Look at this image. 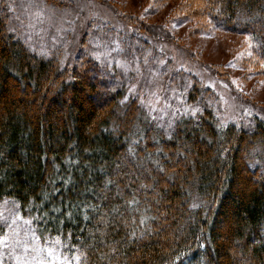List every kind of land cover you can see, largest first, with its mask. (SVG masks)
I'll use <instances>...</instances> for the list:
<instances>
[{
  "label": "trees",
  "instance_id": "obj_1",
  "mask_svg": "<svg viewBox=\"0 0 264 264\" xmlns=\"http://www.w3.org/2000/svg\"><path fill=\"white\" fill-rule=\"evenodd\" d=\"M181 6L203 30L247 36L264 74V0ZM7 9L0 204H17L39 239L76 247L81 264H264L262 119L222 123L196 81L187 101L199 111L159 124L127 97L131 75L93 55L88 39L67 71L58 53L41 57L14 37ZM126 51L135 61L130 52L146 49Z\"/></svg>",
  "mask_w": 264,
  "mask_h": 264
},
{
  "label": "rangeland",
  "instance_id": "obj_2",
  "mask_svg": "<svg viewBox=\"0 0 264 264\" xmlns=\"http://www.w3.org/2000/svg\"><path fill=\"white\" fill-rule=\"evenodd\" d=\"M182 2L0 0V11L8 3V30L14 37L41 57L58 53L67 71L77 65L82 41L88 39L93 55L131 75L127 97L159 124L199 111L187 101L196 81L219 103L222 123L264 121V74L248 60L253 56L248 37L203 30L199 20L178 13ZM125 40L146 51H131L135 61L126 59ZM26 222L17 204H0V264H81L76 247L57 237L41 240Z\"/></svg>",
  "mask_w": 264,
  "mask_h": 264
},
{
  "label": "snow or ice",
  "instance_id": "obj_3",
  "mask_svg": "<svg viewBox=\"0 0 264 264\" xmlns=\"http://www.w3.org/2000/svg\"><path fill=\"white\" fill-rule=\"evenodd\" d=\"M26 223H30V222H26ZM30 231V230H29ZM34 235V234H33ZM2 242V241H0ZM25 247V250H27V243L25 242V244L23 245Z\"/></svg>",
  "mask_w": 264,
  "mask_h": 264
}]
</instances>
